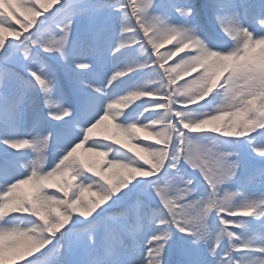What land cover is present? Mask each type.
<instances>
[{
  "label": "snow or ice",
  "instance_id": "obj_1",
  "mask_svg": "<svg viewBox=\"0 0 264 264\" xmlns=\"http://www.w3.org/2000/svg\"><path fill=\"white\" fill-rule=\"evenodd\" d=\"M0 264H264V0H0Z\"/></svg>",
  "mask_w": 264,
  "mask_h": 264
},
{
  "label": "trees",
  "instance_id": "obj_2",
  "mask_svg": "<svg viewBox=\"0 0 264 264\" xmlns=\"http://www.w3.org/2000/svg\"><path fill=\"white\" fill-rule=\"evenodd\" d=\"M166 47H167V46H166ZM161 51H163V49H162ZM193 75H194V74H193ZM106 123H107V122H106ZM113 130H114V128H111V129H110V132L113 131ZM102 135H103V126H101L100 129L95 130L94 135H93V138H95V139H100V138H102ZM116 136H117V139H120L123 143H127V142H128V141H127V138H126L123 134L117 133ZM147 142H152V141H147ZM80 151H83V149H81ZM85 158H86V159H89V160L101 159V157H97V156L92 155V154H90V155H85ZM85 195L87 196L88 193H86Z\"/></svg>",
  "mask_w": 264,
  "mask_h": 264
},
{
  "label": "rangeland",
  "instance_id": "obj_3",
  "mask_svg": "<svg viewBox=\"0 0 264 264\" xmlns=\"http://www.w3.org/2000/svg\"><path fill=\"white\" fill-rule=\"evenodd\" d=\"M259 50V46H257V51Z\"/></svg>",
  "mask_w": 264,
  "mask_h": 264
}]
</instances>
